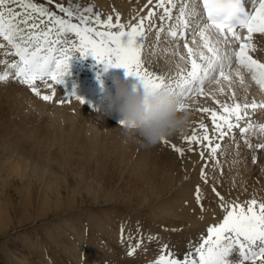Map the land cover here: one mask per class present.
I'll use <instances>...</instances> for the list:
<instances>
[{
  "label": "rangeland",
  "instance_id": "374dc122",
  "mask_svg": "<svg viewBox=\"0 0 264 264\" xmlns=\"http://www.w3.org/2000/svg\"><path fill=\"white\" fill-rule=\"evenodd\" d=\"M23 2L37 4L61 18L78 23L75 15L68 17L66 13L60 11V6L70 8L75 13L87 15L90 18V25L96 26L93 14H96L97 6L94 0L93 2L92 0H23ZM13 7L18 6L13 5ZM89 7L93 11L85 12ZM154 28L156 27L153 22L152 29ZM0 41V44H5L2 37ZM0 50H3L1 58L5 60L0 61V70L3 72L9 70L8 61L10 65L14 56L6 44L5 47H0ZM154 59H156L155 53L147 50L143 58L144 62L146 64L154 62ZM86 62L88 64L81 67ZM69 65L73 75L81 71L82 78L87 76L88 81L94 79L93 71L98 70L97 62L91 55L82 56L79 52L71 56ZM8 79L18 83L11 76ZM97 80L106 82L107 86L111 84V80L107 78ZM77 81L79 80L69 79L72 84ZM129 81L137 83L135 80ZM42 84L40 81L35 85L41 93L40 96L30 91L27 93L23 88L12 83L0 85V203L9 204L8 211L2 216L6 222L0 219V224L8 222V227L0 234V264H94L97 262L103 264L106 261L113 264H154L162 251L156 249L155 245H150L147 240L133 241L136 228L139 226L144 228L146 234L160 233L167 236L168 243L164 246H178L177 249L184 251L185 248H180L184 243L191 245V249L186 250L181 259L189 252H194L195 247H198L207 236L206 226L205 228L201 226L203 223L193 229L184 224L183 218L161 221L156 219V215H162L165 220L168 218L165 211L162 212L164 210L162 202L146 197L138 203L135 199L126 196V193L135 192L136 195H143L141 192L143 183L139 180V175L151 178L154 188L157 189L156 192L164 193L159 173L166 166L167 162L165 163L164 160L168 161L175 155L170 143L149 145L138 134H126L123 127L117 124L110 114L77 102H68V104L63 102L68 113L76 117V123L64 124L65 133L50 129L46 114L49 108H42L40 103H46L44 104L46 107L49 105L52 107L54 103L53 100L42 99L43 95H50V92L40 90L45 86V84L40 86ZM53 87L57 96L62 95L56 86ZM200 97L204 96L195 98L200 99ZM61 100L66 101V98L62 97ZM40 110L42 113H39ZM88 120L99 127L98 134L102 149H109L115 143L121 145L122 140L125 139L128 141V157H130L128 166L116 168L113 165V157L104 158L107 161L103 167L92 160L88 153L92 144L87 136L86 121ZM74 132H78L79 136L69 139ZM162 148L169 154L163 157ZM67 151L69 153L64 157ZM20 157L27 159L31 168H36L38 165L57 172L64 181L58 194H48L50 205H44L46 215L39 216L40 203L45 199L42 196L45 188L41 180L37 176L21 179L18 173L11 169L14 160ZM138 160L146 162V166L140 170L135 169ZM262 162L264 163L263 157ZM167 164L168 167H172L174 175L180 174L178 184L184 186L190 184V170L198 165L193 159L186 160L185 157L178 167L174 165L173 160ZM157 168L160 170H156ZM251 170L253 177L242 178L245 186L243 193L239 195L234 191L235 185L225 176L219 183L212 182L214 187L212 195L217 207H220L217 203H221V197L225 202L230 197L232 203H235V198L237 202L243 203L252 198L256 199L261 194L260 185L264 179L260 177L262 173L260 164L258 162L251 164ZM127 175H130L127 181H122ZM217 193L220 195L218 196ZM167 196L174 197L175 194L171 192L165 197ZM8 197L9 199H4ZM145 210L146 213L142 214ZM190 213L193 214V210ZM199 215L201 216V212ZM19 221L22 223L19 224ZM215 225L217 224L209 227ZM165 228H172L174 231L168 233ZM176 233L184 234V237L179 238L178 244L175 238L169 235ZM121 237L123 243L120 241ZM154 238L160 242L161 237ZM125 242H128L130 247L126 248ZM133 247H135L134 254L128 256V252ZM164 250L167 253L173 252L169 247ZM227 259L230 260L229 256Z\"/></svg>",
  "mask_w": 264,
  "mask_h": 264
},
{
  "label": "snow or ice",
  "instance_id": "6c2138e0",
  "mask_svg": "<svg viewBox=\"0 0 264 264\" xmlns=\"http://www.w3.org/2000/svg\"><path fill=\"white\" fill-rule=\"evenodd\" d=\"M148 2L151 4L152 0ZM178 2L156 0V7L163 10L157 18L160 21L172 20ZM60 11L68 17L75 15L79 22L73 23L71 19L61 18L31 2L0 0V37L19 58L7 66L9 70L0 75V82H6L11 76L40 96L34 85L41 81L53 89L52 95L42 96L44 101H51L55 94L53 85L63 83L70 68L71 56L79 52L82 56L91 55L97 64L103 65L104 70L124 68L126 75L136 79L146 93L159 88L170 90L183 101L181 110L187 109L189 105L186 102L195 97L211 96L222 111L210 107L196 110L208 114L213 135H209V125L201 121L198 124L201 133L193 129L190 136L183 137L189 150H193L190 147L193 143L206 148L209 160H215L221 149V143L215 141H222L234 128H238L245 137L250 131L264 133V124L253 125L251 121L244 127L240 124L248 116V109L264 108V101L258 104L253 99L249 103L245 95L241 103L232 93V103H221L215 99V93L223 92L222 88L205 91L213 84L219 85L221 79L231 81L233 75L243 84L244 73H247L264 92V62L250 54L255 51L253 34H264V0H186L180 3L177 23L169 25L167 36L183 39L188 34L190 18L199 15L200 20L191 33L192 46L187 41L182 45L187 50V56L180 54L178 49L174 53L183 65L178 64L175 78L168 79L150 71L142 58L143 42L146 40L145 21L150 30L154 11H149L136 24L122 23L118 14L114 23L112 15L102 19L97 13L95 27L90 25V18L83 13H75L63 6H60ZM92 11L91 7L85 9V12ZM160 31L164 32V29ZM0 47L4 45L0 44ZM71 96L75 95L62 102H70ZM76 98L84 103L81 97ZM161 141L167 142L166 138ZM172 147L183 156V148ZM200 155L203 158L204 152ZM195 195L199 202V186ZM221 206L225 211L222 222L207 229L206 238L195 247L194 252H189L183 259L172 258L171 253L161 254L154 264H231L227 257L233 251H238L241 257L237 264H256L258 260L264 264V202L252 198L243 203H230L221 197ZM134 252L135 247L128 254L133 255Z\"/></svg>",
  "mask_w": 264,
  "mask_h": 264
},
{
  "label": "bare ground",
  "instance_id": "6f19581e",
  "mask_svg": "<svg viewBox=\"0 0 264 264\" xmlns=\"http://www.w3.org/2000/svg\"><path fill=\"white\" fill-rule=\"evenodd\" d=\"M94 2L98 8V13L100 14L101 18L103 19L106 18L108 15H112L114 23L117 14L119 15L122 23L130 22L131 24H136L141 17H146L149 11H154L155 16L152 17L151 19L152 22H154L156 28L151 30V35L148 38L147 42H143L142 58H144L147 50H150L152 53H155L156 59H154V62H147V65L150 67L149 70L158 75L164 76L166 79L175 78L176 73L179 70L177 68V65L178 64L183 65V62L180 61L178 56L174 53L178 49L179 53L186 57L185 49L183 48V46L177 43L176 41L168 38L167 36V29L169 25L177 23L176 20L177 14H173L172 20L166 19L164 21H160L157 17H159V15L162 13L163 10L156 7V0H152L151 4H149L148 0H94ZM184 2H186V0H182L178 2V4ZM145 26H147V20L145 21ZM161 28L164 29V32L160 31ZM256 42H257V53L264 60V36L257 37ZM148 43H153V44H148ZM2 45H4L5 47V44ZM0 51H1L0 54V58H1V56L3 57L2 55L3 50ZM9 57L12 58L11 56ZM2 60L3 58L0 59V61ZM14 61L15 58L13 59V61L11 60V63ZM8 65H9V61H8ZM188 67L190 68V64L188 65ZM97 68L98 70L101 69V65L97 64ZM170 74H172L173 77ZM115 79L127 80V81L131 79L137 81L131 76H128L127 78L116 77ZM42 83L43 82H41V84ZM43 84L40 86H43ZM219 88H222L223 92L217 91L215 93V99L219 100L221 103L224 102L232 103V98H231L232 93H235V99L241 103H243V98L245 95H247L249 103H251L253 99H255L257 103H259V101L262 99L261 93L257 90L256 87L252 86L248 82V80L245 79V77L243 84H241L239 78L235 77L234 75L231 81H225L221 79V83L219 85L213 84L211 88H206V92L211 91L212 89H219ZM40 90L42 92H50V95L53 94L51 88H48L46 86H43L42 89ZM62 95L59 94V96H57V93L55 92L52 99L55 107L53 105L52 107H50V105L46 107L45 106L46 103H40V106H42V108H49V110L46 111V114H48L50 129L60 130L59 131L60 133H65L66 130L64 128V124L67 123L70 125H72L73 123L75 124L76 117L74 118L72 115L68 113L66 107L63 106L64 104L63 102L62 104L60 103L62 101L61 98L64 97ZM212 101H214V99L211 96H207V95H204V97H200L198 101H192V100L187 101L186 103L190 104V109L187 110L190 114V122L188 126L184 131L166 137V139H168L166 141L170 143L171 147L172 145H175L176 147L183 148L184 154L183 156H181L177 151H175V155L173 157H171L168 161L164 160L165 163L166 162L169 163L170 161L173 160L174 165L178 167L180 163L183 161V157H185L186 160L193 159L196 163H198V165L195 166L194 169L190 170L189 173L190 184L189 185L187 184L186 186H184V184L179 185L178 183L180 182V174L178 173L177 175H174L172 167H168V164L166 163L165 168L159 173V175L161 176L160 183L162 184L165 190L164 193L161 194L157 193L156 192L157 189L154 188L153 185L154 182L152 181V179L141 175H139L140 176L139 180L143 183V188L141 189L143 195L142 193H140V195L142 196L136 195V192L133 194L126 193L127 197L133 200L135 199L138 203L146 197L153 199L154 201L157 202H162L163 203L162 207H164V210L162 212L165 211V214L168 215V218L165 220L162 218V215L160 216L158 214L156 215V219H160L161 221H174L173 219L183 218L184 224L189 228L193 227L194 229L195 226L199 225L200 223H203V225H201L202 228H205L206 226V229H208L209 227L208 224L215 222L216 220L220 219L221 216L223 215V213L220 212V210L223 209L221 203H217L220 205V207H217L216 200L212 195V190L214 188L212 182L219 183L221 178L225 176V178H228L229 182H232L235 185L234 191L236 195H239L243 193L245 186V183L242 180V178L244 176H250L251 178L253 177L251 170V163L245 157L244 154H249L250 152H252L255 155H260V154L253 150L249 151L247 149L248 146L251 143H253V137L250 136L249 134H246V137L242 136L239 133V130L234 128L232 130V133L229 136H226L222 141H215L221 143V149L218 151V154L216 156L217 162L219 164H222L223 159L227 161L226 163L232 161V164L229 163L230 170H225V169L222 170L216 167L215 165L210 164L209 163L210 160L208 159V151L201 144L193 143L190 146L193 150H189V145L186 144L185 142H182L183 137L190 136L192 134L193 129H197L198 134L202 132V130L198 128V124L201 121H205V124L209 125V135H213L211 132L210 119L208 122L207 119L198 118L193 115V114H197V113H193V112H198L196 109L206 107ZM97 110L99 109L97 108ZM216 110L222 111L220 105L217 104ZM247 111H248V116H246L240 122L241 127L246 126L248 121H257L264 117V110L251 111L248 109ZM39 113H42V110H40ZM98 128L99 127L96 126L92 121L89 120L86 121L87 136L89 137L92 143L90 149L88 150V153L92 158V160L96 162L100 167H103L105 161H107L104 158L113 157V165L116 168H125L126 166H128L130 160V157H128L129 154V148L127 146L128 141L125 139L122 140L121 145L115 143L109 149H102L100 147ZM235 133L237 135L233 137ZM78 136L79 133L74 132L69 136V139ZM240 140L245 142H240ZM163 151H164L163 157L164 155L169 154L168 152H166V150L163 149ZM201 152H204L203 158L200 155ZM68 153L69 152L67 151L64 157H67ZM258 163L260 164L262 169V173H260V177L264 179V163L262 162V159H260ZM145 166H146L145 160H138L135 163L136 170H140ZM11 169L13 172L18 173V177H20L21 179L37 176L41 180L45 188L43 192L44 195L42 194V196H44L45 199L40 203L41 209L39 216L46 215L47 213L44 212V209H46L44 208V205L46 204L50 205V201H49L50 198L48 197L49 196L48 194L49 193L58 194L61 189V184L62 182H64L63 179L60 178L57 172L52 171L50 169L41 168L38 165H36V168L29 167L28 160L24 159L23 157L15 159L14 162L12 163ZM156 170H160V168H157ZM202 170L204 173L203 177H202ZM206 175H209L210 177H205ZM129 176L130 175L125 176L122 181H127ZM263 183L260 185L261 194L256 197V200L258 202H264ZM197 186H199L200 189V200L199 202L198 201L197 202L201 204L203 203V207L201 208V209H205L203 212L199 211L194 205V202L197 200L195 195V190ZM171 192H174L175 194L174 197H170V196L165 197L166 194H169ZM184 196H186L187 198L185 199ZM4 199H9V197ZM8 206L9 204L0 203L1 221L3 220L2 216H5L6 212L8 211L7 210ZM189 210L190 211L193 210V214H191ZM200 212H201V216L199 215ZM144 213H146V210L142 214ZM7 223L3 222L0 224V234H2L4 230L8 227ZM20 223L22 222L19 221V224ZM165 229L168 233L174 231V229L172 228H165ZM169 235L172 236V238H175L177 244L179 243V238L184 237L183 233H176L177 236L174 234H169ZM169 250L173 252L176 251L172 247H169Z\"/></svg>",
  "mask_w": 264,
  "mask_h": 264
},
{
  "label": "clouds",
  "instance_id": "9594fccd",
  "mask_svg": "<svg viewBox=\"0 0 264 264\" xmlns=\"http://www.w3.org/2000/svg\"><path fill=\"white\" fill-rule=\"evenodd\" d=\"M116 92L101 101L99 111L107 114L116 110L122 115L126 134H138L149 145L182 132L190 122V114L181 110L183 101L166 88L145 92L139 83L114 81Z\"/></svg>",
  "mask_w": 264,
  "mask_h": 264
}]
</instances>
